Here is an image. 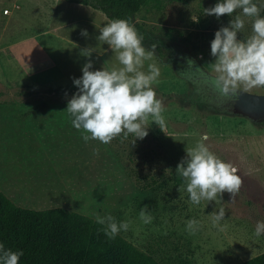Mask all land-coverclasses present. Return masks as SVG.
I'll return each instance as SVG.
<instances>
[{
    "label": "rangeland",
    "instance_id": "obj_1",
    "mask_svg": "<svg viewBox=\"0 0 264 264\" xmlns=\"http://www.w3.org/2000/svg\"><path fill=\"white\" fill-rule=\"evenodd\" d=\"M23 1L38 5L40 0H0V34L5 40H10L17 30L12 12ZM217 2L162 1L158 6H146L136 15L135 22L152 32L162 46L161 53L155 49L153 60L145 63V69L153 62L160 68L152 87L162 101L165 125L161 129L149 116L145 123L148 135L143 140L134 143L135 137L130 134L126 140L118 136L103 144L99 140L85 142L82 130L72 125L67 127L69 134L65 138L57 136L53 126L41 124L35 127L36 139L29 141L28 148L7 152L10 157L16 156L18 169L23 164L33 168L41 163L51 165V192L44 199L49 207L64 208L94 220L97 215L110 214L117 221H129L128 231L119 235L159 264H242L264 253V234L254 235L257 221L264 220V123L253 124L231 113L193 105L210 103L209 83L185 70L180 62L191 59L214 83L216 73L209 64L215 58L210 54V42L231 19L227 15L219 20L205 15L204 9ZM5 10L8 14H3ZM239 12H234L233 17ZM102 21L101 18L100 29L105 25ZM251 25V19L246 18L238 38L250 36ZM62 45V54L56 59L67 81L57 89L56 96L47 95L48 90L0 82V91L5 92L0 105L23 102L43 110L46 103L66 104L77 92L73 78L82 76L81 69L89 60L93 71L103 67L111 70L117 64L102 41L95 44L96 56L90 58L84 57V49L73 47L69 41ZM9 51L5 49L6 57H10ZM61 91L64 94L58 95ZM237 91L264 95V87L241 85ZM205 134L210 150L235 166L242 180L233 197L227 192L222 195L226 213L222 229L214 227L208 216L220 205L214 201L192 205L183 178L176 172L186 150ZM145 205L153 216L150 224L139 217ZM192 218L201 221L195 234L186 230V222Z\"/></svg>",
    "mask_w": 264,
    "mask_h": 264
},
{
    "label": "clouds",
    "instance_id": "obj_2",
    "mask_svg": "<svg viewBox=\"0 0 264 264\" xmlns=\"http://www.w3.org/2000/svg\"><path fill=\"white\" fill-rule=\"evenodd\" d=\"M240 10L233 17V13ZM264 0H218L207 9V16H229L227 26L220 27L210 42V54L214 62L210 63L216 73L214 87L219 96L225 100L237 95L238 88L264 87ZM246 18L251 19V35L238 38L245 28ZM81 35L88 37L87 30ZM97 41L107 44L117 62L111 70L103 67L93 71V63L89 60L82 69V76L73 78L77 92L67 103L72 127L82 130V139L99 140L109 144L114 138L135 141L143 140L149 128L145 123L149 116L160 127L165 125L162 115V101L152 87L160 76L158 65L148 63L155 56V46L147 49L144 36L138 31L131 19H113L99 30ZM95 47L82 52L84 57H91ZM205 134L191 148L186 150V157L177 165L176 172L183 178V186L189 194L192 205H200L202 201L215 202L219 208L208 215L214 227L224 226L225 208L221 203L223 193L236 194L242 180L238 169L231 163L222 160L205 143ZM207 203V204H208ZM145 224L153 220L149 206L145 205L139 212ZM96 223L103 226V232L109 239H114L120 232L128 231L129 221H117L106 214L97 215ZM201 228V221L192 218L186 222V230L195 234ZM264 234V220H258L254 235ZM22 250L13 251L0 242V264H20Z\"/></svg>",
    "mask_w": 264,
    "mask_h": 264
},
{
    "label": "crops",
    "instance_id": "obj_3",
    "mask_svg": "<svg viewBox=\"0 0 264 264\" xmlns=\"http://www.w3.org/2000/svg\"><path fill=\"white\" fill-rule=\"evenodd\" d=\"M14 10L12 20L17 30L14 29L10 40L0 34V82L48 90L49 96H56L57 89L67 81L56 59L62 54V43L69 41L82 49L95 47L101 18L105 24L109 22L98 10L63 0H40L38 5L23 1ZM83 30H87L88 37L81 35ZM6 48L10 57L5 56ZM61 92L58 95L64 94ZM46 104L43 110L23 102L0 105V191L16 207L35 211L52 209L44 200L51 192L48 184L52 167L46 163L34 168L23 164L18 169L16 156L10 157L7 152L18 153L28 148L29 141L36 139L35 127L41 124L53 126L57 136L66 138L67 127L72 125L65 111L67 103Z\"/></svg>",
    "mask_w": 264,
    "mask_h": 264
},
{
    "label": "trees",
    "instance_id": "obj_4",
    "mask_svg": "<svg viewBox=\"0 0 264 264\" xmlns=\"http://www.w3.org/2000/svg\"><path fill=\"white\" fill-rule=\"evenodd\" d=\"M69 4L90 7L100 11L106 19H131L144 36V46H162L152 32L136 23V15L146 6H158L162 1L185 3L188 0H63ZM196 50V48H193ZM210 69V66H208ZM27 88V87H26ZM207 97L210 103L193 105L231 113L228 101L219 96L215 87ZM28 89V88H27ZM5 92L0 91V98ZM0 242L7 248L22 250L20 264H159L119 234L109 239L103 226L96 220L64 208L35 211L16 207L0 191ZM242 264H264V253Z\"/></svg>",
    "mask_w": 264,
    "mask_h": 264
},
{
    "label": "water",
    "instance_id": "obj_5",
    "mask_svg": "<svg viewBox=\"0 0 264 264\" xmlns=\"http://www.w3.org/2000/svg\"><path fill=\"white\" fill-rule=\"evenodd\" d=\"M231 113L253 124L264 123V95L237 91V95L233 97Z\"/></svg>",
    "mask_w": 264,
    "mask_h": 264
},
{
    "label": "flooded vegetation",
    "instance_id": "obj_6",
    "mask_svg": "<svg viewBox=\"0 0 264 264\" xmlns=\"http://www.w3.org/2000/svg\"><path fill=\"white\" fill-rule=\"evenodd\" d=\"M180 62L183 64L185 70H191L192 74H197L198 79L206 81V83H209V86L214 87V83L211 81L210 77L199 71L198 67L194 64V62L191 59L189 60L180 59ZM232 101H233V97L228 101V104L230 106L232 105Z\"/></svg>",
    "mask_w": 264,
    "mask_h": 264
},
{
    "label": "built area",
    "instance_id": "obj_7",
    "mask_svg": "<svg viewBox=\"0 0 264 264\" xmlns=\"http://www.w3.org/2000/svg\"><path fill=\"white\" fill-rule=\"evenodd\" d=\"M3 14H8V10H5V11L3 12Z\"/></svg>",
    "mask_w": 264,
    "mask_h": 264
}]
</instances>
